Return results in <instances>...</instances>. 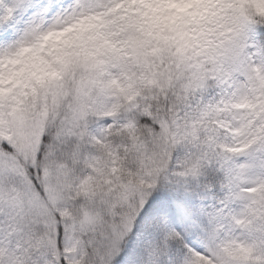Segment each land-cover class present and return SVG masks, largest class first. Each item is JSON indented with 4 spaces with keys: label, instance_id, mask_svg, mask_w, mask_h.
I'll use <instances>...</instances> for the list:
<instances>
[{
    "label": "snow or ice",
    "instance_id": "snow-or-ice-1",
    "mask_svg": "<svg viewBox=\"0 0 264 264\" xmlns=\"http://www.w3.org/2000/svg\"><path fill=\"white\" fill-rule=\"evenodd\" d=\"M0 264H264V0H0Z\"/></svg>",
    "mask_w": 264,
    "mask_h": 264
}]
</instances>
